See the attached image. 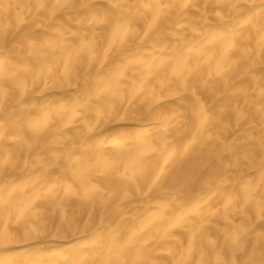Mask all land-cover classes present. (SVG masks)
Returning <instances> with one entry per match:
<instances>
[{
	"label": "bare ground",
	"instance_id": "obj_1",
	"mask_svg": "<svg viewBox=\"0 0 264 264\" xmlns=\"http://www.w3.org/2000/svg\"><path fill=\"white\" fill-rule=\"evenodd\" d=\"M0 264H264V0H0Z\"/></svg>",
	"mask_w": 264,
	"mask_h": 264
}]
</instances>
